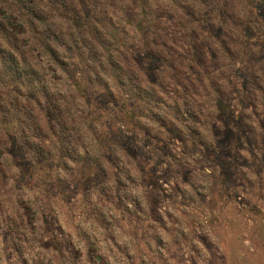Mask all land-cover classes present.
Wrapping results in <instances>:
<instances>
[{
	"label": "rangeland",
	"instance_id": "374dc122",
	"mask_svg": "<svg viewBox=\"0 0 264 264\" xmlns=\"http://www.w3.org/2000/svg\"><path fill=\"white\" fill-rule=\"evenodd\" d=\"M0 264H264V0H0Z\"/></svg>",
	"mask_w": 264,
	"mask_h": 264
}]
</instances>
